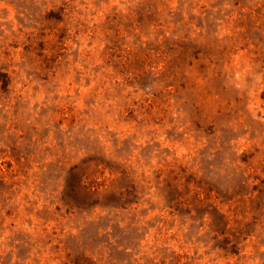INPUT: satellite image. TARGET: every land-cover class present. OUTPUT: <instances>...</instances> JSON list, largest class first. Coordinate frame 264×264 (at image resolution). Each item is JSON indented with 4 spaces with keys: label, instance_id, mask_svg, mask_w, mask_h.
Returning a JSON list of instances; mask_svg holds the SVG:
<instances>
[{
    "label": "rangeland",
    "instance_id": "1",
    "mask_svg": "<svg viewBox=\"0 0 264 264\" xmlns=\"http://www.w3.org/2000/svg\"><path fill=\"white\" fill-rule=\"evenodd\" d=\"M0 264H264V0H0Z\"/></svg>",
    "mask_w": 264,
    "mask_h": 264
}]
</instances>
